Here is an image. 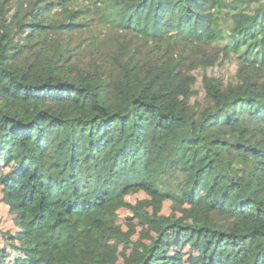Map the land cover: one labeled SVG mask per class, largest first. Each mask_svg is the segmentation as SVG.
<instances>
[{
	"label": "trees",
	"instance_id": "16d2710c",
	"mask_svg": "<svg viewBox=\"0 0 264 264\" xmlns=\"http://www.w3.org/2000/svg\"><path fill=\"white\" fill-rule=\"evenodd\" d=\"M13 160L18 232L0 234L19 256L0 264H120L126 205L157 233L124 264H179L182 245L190 264H264V0H0ZM134 187L193 219L138 211Z\"/></svg>",
	"mask_w": 264,
	"mask_h": 264
},
{
	"label": "rangeland",
	"instance_id": "374dc122",
	"mask_svg": "<svg viewBox=\"0 0 264 264\" xmlns=\"http://www.w3.org/2000/svg\"><path fill=\"white\" fill-rule=\"evenodd\" d=\"M77 41H75V44ZM89 52V51H88ZM90 55L85 53L81 62L86 61ZM233 66L227 65L225 75L233 71ZM15 164L13 160L9 166L2 167L0 163V174L8 176L10 168ZM3 183L0 182V229L6 232L7 235L16 234L18 226L14 212L8 208L7 202L4 199ZM126 199L135 206L138 211H147L152 214H174L182 222L192 220L194 217L193 208L182 205L177 206L168 198L154 197L148 190L134 187L131 188L126 195ZM114 231L117 236L111 241L105 256L115 263H132L138 257L140 248H144L152 237L157 233L155 225L143 220L139 215H136L129 206H122L117 209V217L114 223ZM15 244L20 242L14 241ZM0 248L7 252L6 261L15 260L19 254L9 245L7 241L2 238L0 234ZM169 254L175 257L179 264H190L192 258L191 254L187 253V246L170 250Z\"/></svg>",
	"mask_w": 264,
	"mask_h": 264
}]
</instances>
